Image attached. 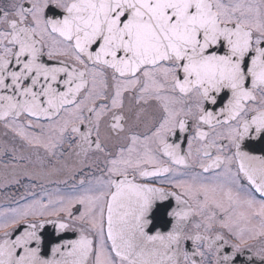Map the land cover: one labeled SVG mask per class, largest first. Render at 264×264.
Segmentation results:
<instances>
[{
	"label": "snow or ice",
	"instance_id": "6c2138e0",
	"mask_svg": "<svg viewBox=\"0 0 264 264\" xmlns=\"http://www.w3.org/2000/svg\"><path fill=\"white\" fill-rule=\"evenodd\" d=\"M50 6L63 17L46 19ZM225 92L223 107L206 110ZM126 94L137 121L153 103L159 115L112 152L101 125L126 132ZM0 126L40 162L29 180L91 177L0 210V264L264 261V157L240 150L264 131V0H13L0 7ZM177 129L186 150L168 142ZM41 152L54 161L46 173ZM92 154L105 158L99 176ZM168 196L171 231L148 235L153 202ZM46 224L78 239L44 259Z\"/></svg>",
	"mask_w": 264,
	"mask_h": 264
},
{
	"label": "flooded vegetation",
	"instance_id": "af4514ba",
	"mask_svg": "<svg viewBox=\"0 0 264 264\" xmlns=\"http://www.w3.org/2000/svg\"><path fill=\"white\" fill-rule=\"evenodd\" d=\"M12 2L13 0H0V7H6ZM62 17L63 13L54 9L52 6L46 10V19L51 18L55 20L61 19ZM132 95L134 96V93ZM227 96V92L222 93L221 97L217 99L216 105L206 103V110H211L213 112L217 111L219 108L223 107ZM143 107H145L147 111L140 117L139 121H137L136 113L138 106L135 104L134 100L130 101L128 94H126L124 108L126 132L120 137L112 134L108 126L109 121L107 119L102 123L101 134L102 137L107 138L106 146L110 151L115 152L120 145L126 142L124 137L127 135L128 131L143 134L149 127H151L153 117H158L159 110L155 107L154 103L150 106L146 105ZM0 132L2 133L0 135V150H3L0 151V207H4L5 205L18 207L20 204L31 200L33 198V194L38 197L42 192H51L56 188L61 189L62 192H69L72 191L69 187L70 184L77 183V181L82 177L86 182L91 178L88 175L89 169L85 168L83 174L80 172L73 173L64 170L51 176L43 175L39 180H29L25 173L36 175L41 170V164L37 160L33 150L27 148V146L19 141L18 138H15L12 133L7 132V130L2 126H0ZM187 140L188 133H181L179 129H177L172 136L168 137L169 143L173 144V146L179 144L182 150H186ZM13 148L17 149L18 156L23 155L25 159L13 161L10 155L11 149ZM40 156L44 158L43 171L46 173L53 167L54 161H50L47 157H45L43 152L40 153ZM61 159L66 160L69 165L75 163V157H61ZM104 159L105 158L100 154L90 155L89 163L93 165L91 171L94 175L99 176L102 174L101 170L105 167ZM13 163L20 165V167L13 169L11 167ZM5 165H8V167ZM55 167L61 168L62 166L56 164ZM196 170L198 171V169ZM65 180H67L68 183L61 182ZM154 186L160 185L156 183ZM164 187L168 188L167 185H164ZM168 190L173 191V189L170 188ZM177 207L175 197L173 196H168V198L164 201H154L149 210V214L146 217V220L149 221L148 226L145 229L146 233L148 235H155L159 232L161 235H166L170 232L174 221L169 213ZM74 211L78 214V208ZM25 227L26 226H20L13 236L22 232ZM78 235L79 234L76 231H64L60 233L58 232L56 226L41 228L39 232L41 239V257L44 259L50 258L51 249L53 247L76 240L78 239ZM32 246L34 247L35 243H33ZM185 248L188 251L191 250L190 241L185 243ZM231 253L232 249L230 247H226L224 249L223 254L230 255ZM248 255L249 253L247 252L243 255L237 254L232 264H264V261H259L255 258L247 260L246 257Z\"/></svg>",
	"mask_w": 264,
	"mask_h": 264
},
{
	"label": "water",
	"instance_id": "95a60500",
	"mask_svg": "<svg viewBox=\"0 0 264 264\" xmlns=\"http://www.w3.org/2000/svg\"><path fill=\"white\" fill-rule=\"evenodd\" d=\"M255 137V138H253ZM241 151L253 155V156H260L264 157V131H261L259 136H256L255 130L253 129L250 132V135L248 138H245L241 142ZM56 226L54 224H46L42 228H49Z\"/></svg>",
	"mask_w": 264,
	"mask_h": 264
},
{
	"label": "rangeland",
	"instance_id": "374dc122",
	"mask_svg": "<svg viewBox=\"0 0 264 264\" xmlns=\"http://www.w3.org/2000/svg\"><path fill=\"white\" fill-rule=\"evenodd\" d=\"M5 208H14V207H11V206H8V205H5L4 207H0V210H3Z\"/></svg>",
	"mask_w": 264,
	"mask_h": 264
},
{
	"label": "trees",
	"instance_id": "16d2710c",
	"mask_svg": "<svg viewBox=\"0 0 264 264\" xmlns=\"http://www.w3.org/2000/svg\"><path fill=\"white\" fill-rule=\"evenodd\" d=\"M2 133L0 132V135H1Z\"/></svg>",
	"mask_w": 264,
	"mask_h": 264
}]
</instances>
